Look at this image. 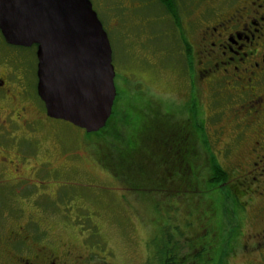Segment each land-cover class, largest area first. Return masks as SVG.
I'll return each mask as SVG.
<instances>
[{"label": "rangeland", "instance_id": "374dc122", "mask_svg": "<svg viewBox=\"0 0 264 264\" xmlns=\"http://www.w3.org/2000/svg\"><path fill=\"white\" fill-rule=\"evenodd\" d=\"M89 2L107 34L115 74L112 118L100 134L48 119L35 94L19 96L34 90L35 50L18 52L24 87L0 41V74L11 71L15 96L0 102L1 133L19 139L28 158L19 172L2 168L10 184L27 181L1 184L0 214L15 217L34 234V244L50 241L87 264H160L171 247L182 264H247L252 259L241 257L247 250L239 243L238 203L253 201L240 194L233 201L211 166L231 173L247 142L232 148L234 156L222 151L233 134L211 118L203 84L191 86L190 56L180 41L185 33L156 0ZM0 156L17 154L0 147ZM244 229L245 239L254 226Z\"/></svg>", "mask_w": 264, "mask_h": 264}, {"label": "flooded vegetation", "instance_id": "af4514ba", "mask_svg": "<svg viewBox=\"0 0 264 264\" xmlns=\"http://www.w3.org/2000/svg\"><path fill=\"white\" fill-rule=\"evenodd\" d=\"M156 1L165 14L172 17L173 26L185 33L180 35V41L186 44V54L190 56L192 88L195 90L197 81L203 84L202 95L213 109L211 118L215 122L222 121L227 125L222 129L233 134L228 148L222 151L234 156L237 153L232 148H240L242 142H247L246 149L241 151L242 161H238L233 174L222 171L226 174L223 185L233 201H240L239 194L246 198L245 201H253L247 206L238 203L242 215V222L237 224L239 243L244 242L243 248L247 250L241 257H251L247 264H264V0H173L174 9L170 11L163 6V0ZM180 17L186 18L180 21ZM0 41L5 44L1 35ZM5 45L11 50L9 58L19 67V84L24 86L25 60L18 52L27 48ZM31 48L36 50L34 46ZM10 74L11 71L0 74L1 103L15 100L13 88L8 83ZM22 91L19 96L36 95V81L34 90ZM192 98L196 99L195 95L192 94ZM30 125L27 122V127ZM1 130L0 126V136L7 139L0 142V147L4 152L13 150L17 156L13 160L0 156V186L16 187L27 179L20 178L19 182L10 184L3 178L6 175L2 168L12 166L19 172L28 158L22 154L24 146L21 141L10 131L5 130L6 134H3ZM249 210L262 214L250 217L247 216ZM2 213L3 209L0 215ZM2 217L6 226L0 225V264H87L81 255L59 253L50 241L34 244V234L18 225L15 217L13 221L8 213ZM26 223L34 224L33 221ZM246 224L254 229L246 230L244 239ZM255 227L259 229L255 230ZM247 238L250 246L246 245Z\"/></svg>", "mask_w": 264, "mask_h": 264}, {"label": "water", "instance_id": "95a60500", "mask_svg": "<svg viewBox=\"0 0 264 264\" xmlns=\"http://www.w3.org/2000/svg\"><path fill=\"white\" fill-rule=\"evenodd\" d=\"M0 35L9 46L36 47V95L48 119L86 134L106 126L115 74L89 0H0Z\"/></svg>", "mask_w": 264, "mask_h": 264}, {"label": "trees", "instance_id": "16d2710c", "mask_svg": "<svg viewBox=\"0 0 264 264\" xmlns=\"http://www.w3.org/2000/svg\"><path fill=\"white\" fill-rule=\"evenodd\" d=\"M173 3H174L173 0H163V6L167 9V11L168 10L170 11L171 8L174 9ZM111 118L108 120L106 126L102 130H100L97 134H100V132H102L109 125ZM211 166L213 168L214 175L216 176L215 180H217V183H221L223 181L225 182L226 174L220 171L219 167H216L214 164L212 165L211 163ZM165 247H169V245ZM165 249H166V253L164 256L165 258L161 261L160 264H182L179 261H177L176 258L177 256L175 254L176 251H174L173 247H171L170 249L168 248Z\"/></svg>", "mask_w": 264, "mask_h": 264}]
</instances>
